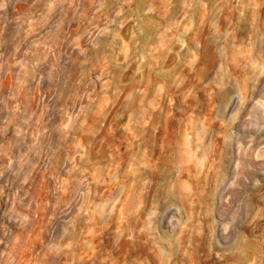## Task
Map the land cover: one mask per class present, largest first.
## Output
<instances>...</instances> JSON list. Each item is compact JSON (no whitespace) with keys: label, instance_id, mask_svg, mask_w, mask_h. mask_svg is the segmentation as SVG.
Masks as SVG:
<instances>
[{"label":"rangeland","instance_id":"374dc122","mask_svg":"<svg viewBox=\"0 0 264 264\" xmlns=\"http://www.w3.org/2000/svg\"><path fill=\"white\" fill-rule=\"evenodd\" d=\"M0 264H264V0H0Z\"/></svg>","mask_w":264,"mask_h":264}]
</instances>
